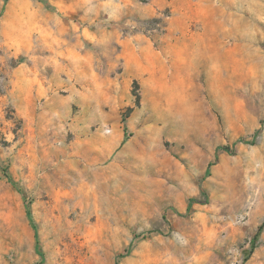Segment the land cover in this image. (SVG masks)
Returning <instances> with one entry per match:
<instances>
[{
    "label": "rangeland",
    "instance_id": "374dc122",
    "mask_svg": "<svg viewBox=\"0 0 264 264\" xmlns=\"http://www.w3.org/2000/svg\"><path fill=\"white\" fill-rule=\"evenodd\" d=\"M0 264H264V0H0Z\"/></svg>",
    "mask_w": 264,
    "mask_h": 264
}]
</instances>
